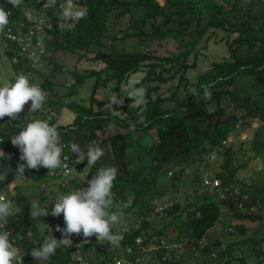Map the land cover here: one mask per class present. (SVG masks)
Segmentation results:
<instances>
[{
	"label": "trees",
	"instance_id": "obj_1",
	"mask_svg": "<svg viewBox=\"0 0 264 264\" xmlns=\"http://www.w3.org/2000/svg\"><path fill=\"white\" fill-rule=\"evenodd\" d=\"M73 1L81 7L82 15L71 24L66 23L69 8L65 0H53L52 12L48 6L39 8L44 0L0 2L8 10L0 13V34L9 61L14 42L4 37L2 30L5 26L15 27L18 22H23V29L29 23L24 13L29 11L50 23L45 29L46 48L78 53L100 63L98 67L78 69L48 59L51 69L72 77L71 83L63 84V92L53 91L44 77V85L31 87L37 96V110L29 117L12 119L0 112V187L12 190L0 206V215L23 251V264H40V258L33 253L35 249L42 251L45 258L42 264L76 261L71 257L73 246L68 238L79 241V251L85 260L114 264V252L107 244L92 243L95 233L90 228L97 218L116 211L130 213L135 222L119 230V247L132 243L135 235L141 237L140 243L146 247L138 252V261H132L130 255V262L124 264H205L210 260L220 264L225 257L227 263L233 258L244 262L242 255L231 253L239 240L247 242L264 260V220L261 231L253 235H245L246 228L234 224L228 230L239 237L223 244L221 249V242L206 234L222 211L238 219L264 217L258 212L259 207L258 211L251 209L264 199V178L245 181L237 174L247 160L264 157V12L253 13L252 0L244 7L242 0ZM131 5L142 16L123 29L114 30L109 14L117 8L129 13ZM60 7H64V15L55 18L53 15ZM127 37L149 39L158 47L171 41L173 48L159 53L154 47L129 50L113 45L117 38ZM209 42L218 46L222 54L202 67L197 66L190 81L188 69L198 64L197 59L205 55L203 49ZM29 60L23 55L16 62L10 61L15 74L34 70ZM137 72L139 76L134 78ZM86 77H93L87 103L80 97H72ZM109 83L110 93L102 99L95 96L97 86ZM53 96L58 100L52 99ZM114 96L120 97L118 102L113 101ZM223 97L233 111H225L221 104ZM105 104L110 109L95 108ZM63 106L73 112V117L58 123L57 115ZM252 120L257 122L250 135L239 138V131ZM109 123L121 130L103 135ZM31 128L57 133L71 165L74 159L88 158L84 162L85 179L72 174L60 185L57 175H48L44 161L32 155ZM149 131H153L150 134L153 141L145 145L140 137ZM227 137L231 140L226 141ZM245 151L248 153L244 160H234ZM211 152L221 156L213 174L220 179L222 195L214 189L198 192V186L204 185L195 173L190 179L193 192L185 194L182 200L173 194L170 204L164 207L163 223L160 226L151 223L152 214L159 212L154 211L152 201L156 182L166 180L169 190L175 193L184 169L196 161L207 162L205 155ZM49 164L56 169L55 162ZM81 164L78 162L77 166ZM17 172H28L40 183L48 177L55 178L58 197L71 216L78 203L89 200L96 211L92 215L83 212L87 218L84 231L72 236L70 227L65 239L54 237L45 228L39 231L34 224L37 213L30 206L31 200L15 184L9 186ZM237 185L238 189L232 190ZM67 194L71 200L64 203ZM9 201L13 207H9ZM40 214L45 218L42 211ZM85 233L89 234L88 239L84 238ZM202 237L205 242L199 245ZM160 239L165 241L164 246L154 248ZM178 242L179 245H172ZM183 252L187 253L185 258L181 257ZM120 255L126 256L122 250L116 256ZM0 264H11L10 254L2 247Z\"/></svg>",
	"mask_w": 264,
	"mask_h": 264
},
{
	"label": "rangeland",
	"instance_id": "obj_2",
	"mask_svg": "<svg viewBox=\"0 0 264 264\" xmlns=\"http://www.w3.org/2000/svg\"><path fill=\"white\" fill-rule=\"evenodd\" d=\"M8 1V0H4ZM160 3H162V0H158ZM248 0H242L241 4L242 6L247 5ZM1 2V0H0ZM51 7V12L53 10V5L49 3L43 2L39 5V8L43 7ZM50 9V8H49ZM129 13L128 12H121V8H117L114 10V12L109 14V19L112 21V28L114 30L120 28L123 29L125 25L129 22L138 21L139 18L142 16L139 9L135 8L134 6H129ZM64 7H60L57 11L54 13L55 18H62L64 15ZM251 11L255 14L264 12V0H252V7ZM129 15L131 16L129 19ZM113 16L115 17L113 19ZM52 17V16H51ZM53 18V17H52ZM105 45H108V40H105ZM118 49H151L155 48L156 52L162 53L166 49H172V42L167 41L164 43L163 47H158L153 41L149 39H143V38H137V37H127V38H117L114 41L113 44ZM5 48V42L1 37L0 34V112L5 114L7 117H10L12 119H25L26 117H29L32 112H35L37 110V96L35 91L31 88H35L36 86H39L41 84H45L44 77L46 80L50 83V88L55 91L57 94H60L63 92V84L65 82V79L68 75L67 72H59L55 71L50 68V62L48 59L55 60L59 63H62L70 68L76 67V68H82V67H98L100 65L99 62L86 59L85 56H79L78 53H69L62 49H56L52 50L49 47H45V53L42 54L43 58L36 59V56H33L32 61V67L34 70L29 69L27 70L24 80L27 85V81H30V84L25 87V92L22 93L20 91H17L14 87V83L16 80V74L15 69H13L9 57L4 51ZM205 55H199L198 64L192 69H188V78L189 80H193L195 76V68L202 67L205 64L208 63V60L211 58L221 55L222 51L218 46L213 45L212 43H207L206 47L203 49ZM244 50L243 48L240 49V52L242 53ZM139 76V73L137 72L134 74V78H137ZM93 77H86L83 81V84H81L77 89V94L72 95V97H80L79 99L83 100L87 103V97L90 92L91 88V81ZM110 83L99 85L96 87L94 94L99 99L104 98V96L108 93H110ZM43 91V89H40ZM48 91V90H47ZM36 97V99H35ZM45 99V96L42 97ZM52 99H56L55 96L52 97ZM114 102H118L120 97L114 96L113 98ZM131 102V101H130ZM222 105H224V109L227 112L233 111L231 105L228 103V99L226 97L222 98ZM96 109H110L109 105H96ZM73 112L68 109L66 106H63L57 117L58 123H64L68 120H71L73 117ZM256 120H252L249 125H245L243 130H240L238 133L239 138L244 139L246 136H249L252 132V128L256 125ZM119 131L121 130L119 126L109 123L108 127L105 128L103 135L106 133H110L113 131ZM153 133V131H149L148 133L142 134L140 137V141L143 142L145 145H148L153 141V139H150V134ZM238 141L236 140L234 143V147L237 148ZM246 149V148H245ZM248 151H245L243 154L237 155L236 158H234L235 161H242L246 158ZM221 159V156L219 153L212 152L208 158L206 159L207 162H194L191 165L187 166L184 169V175L181 178V181L179 185L177 186V191L175 193H172L171 190H169V184L166 180L164 182H156V188L154 191H156L155 196L153 198V206L154 211H159L157 214H152V222L155 225L160 226L164 221V207L168 206L170 202L172 201L173 194L178 198V200H182L183 196L185 194H191L193 192V187L190 182L191 177L193 174H201L204 172L205 174H213V170L215 171L218 168L219 161ZM87 162L88 158H80V159H74L73 163L70 168V172L68 175H76L77 178H80L81 180H84V173L86 171V167H80L77 166L78 162ZM25 170L27 168H24ZM171 170H173V167H170ZM203 173V175H204ZM237 174L244 179L245 181H253V180H261L264 178V157L256 156L253 159L247 160L244 166L239 168L237 171ZM44 179L41 180L44 183V186L40 185V181L38 179L32 178L28 172H17L14 174L12 183L10 185L15 184L19 191L26 194L30 201V206L32 207L33 211L37 213L34 224L36 228L39 231H42L45 227L46 221L48 218H51L53 216H57L60 213L59 209H54L55 207H52L51 203L53 198H59V194L57 193L59 190V187L57 186V181L55 178L52 180ZM67 179L68 176H67ZM204 186L199 185L197 188L198 192H209L211 189L206 185ZM6 193L9 195L10 187L8 188ZM238 189V187H237ZM233 190V189H232ZM40 196H43L44 200L40 198ZM190 197V196H189ZM87 203H90L89 200L83 201L78 203L75 206V213L72 215L71 220V229L73 230L72 236L79 234L81 231H84L86 226L87 218L84 217V211H88ZM91 204V203H90ZM9 207H13L12 201H9L8 203ZM60 206H62V202L60 201ZM52 207V208H51ZM260 208L259 211L256 210L257 208ZM92 208L95 210V207L92 206ZM252 211H258L260 214L264 215V199L259 202V204L256 205V207L251 208ZM45 215V218L42 217L40 212ZM69 213V212H68ZM80 213H82V216H80ZM95 213V212H94ZM93 213V214H94ZM92 215V214H90ZM263 220L264 217H260L254 220H250L247 218L238 219L232 216V214L228 211H222L220 216L218 217L215 225L208 229L206 234L212 236H215L218 241L221 242V245L219 249L222 248V245L227 243L230 240H234L238 238L239 236H235L232 231H229L228 229L230 227H233L234 224H241L246 228L245 235H253L257 234L261 231L263 226ZM128 225H135V222H133V217L130 213H124L122 211H116L113 213L106 214L104 216H101L97 218L96 221H94L91 224L90 230L92 233H95L94 239L95 241L92 242L94 244H107L109 248L112 249L114 252V255H119L121 253V248L118 245V232L119 230L126 229ZM168 234L171 236V229L170 227L167 228ZM167 239H169V237ZM84 238L88 239L89 234L85 233ZM91 242V241H90ZM262 247H264V243H262ZM86 252V251H84ZM102 253V252H101ZM231 253L235 256L242 255L243 261L240 262L237 258H233L229 263H227V257L222 258L220 260V264H264V260L260 259L259 255H256L253 252V248L249 246L247 242H239L232 246ZM187 253L183 252L181 253V257L185 258ZM216 255V254H215ZM218 256V255H217ZM75 259V258H73ZM140 259V255L136 257V260ZM40 264L45 261V258L40 259ZM89 264H98L96 261L89 262ZM67 264H81L79 260L67 263ZM205 264H218L215 261H208Z\"/></svg>",
	"mask_w": 264,
	"mask_h": 264
},
{
	"label": "built area",
	"instance_id": "obj_3",
	"mask_svg": "<svg viewBox=\"0 0 264 264\" xmlns=\"http://www.w3.org/2000/svg\"><path fill=\"white\" fill-rule=\"evenodd\" d=\"M53 0H44L45 3H51ZM66 6L69 8V11L66 16V23L71 24L74 22L79 16L82 15V9L78 6L73 0H65ZM5 12L7 13L8 10L2 4L0 5V13ZM25 16L29 20V23L21 29V25L23 22H18L15 27L5 26L2 30V35L7 39L14 42V49L10 47L13 51L10 56L11 62H16L19 57L25 55L29 57V64L32 66V59L33 56H36V59H40L41 55L45 53V41L44 38L48 36L46 33V28L49 27V22L46 18L38 17L36 15L31 14L29 11H25ZM44 52V53H43ZM25 74L21 71L16 73V80L14 83V87L17 91L22 93L25 92ZM72 82V77L67 76L65 79L64 84H69ZM31 138H32V155L38 158L40 161H51L52 163H56V169L49 167L47 170L48 175H57L60 185H63L64 180L68 176L71 168V161L68 157V154L64 151V143L60 139L57 133L51 130H38L37 128H31ZM231 138L227 137L226 141H230ZM225 142V141H223ZM1 153V151H0ZM212 153V152H211ZM205 155L206 160L208 156L211 154ZM216 153V152H214ZM93 156H97V153H94ZM50 162V163H51ZM170 171H168L169 173ZM204 173V172H203ZM200 175V180L202 184H206L210 189H214L218 192V195H222V191L220 189L219 183L220 179L215 176L214 174H205ZM41 186H44V183H40ZM237 186L233 187V190H237ZM224 190L226 187L223 188ZM6 199V189L0 187V206L3 201ZM71 200V195L67 194L65 196L64 203H68ZM52 207L54 209H59L61 214L57 216H53L49 218L45 224V229L52 233L54 237L58 239H65L67 236L68 230L71 226L72 216L68 213L67 209L65 208L64 204L60 206V199L53 198ZM88 206V214H93L95 211L92 206L87 203ZM68 242H70L73 246L71 257L75 258V260H79L81 264H88V262L83 258L80 253L79 249V241L75 238H68ZM141 237L139 235H135L133 238V242L131 243H124L121 247V250L126 255H120L113 257L114 264H124L126 262H130L129 256L133 255L132 261L136 260L138 256V252L146 249L141 243ZM205 239L202 237L199 239V245L204 244ZM165 241L160 239L158 243L154 244V248H159L164 246ZM173 246L179 245L178 243H173ZM0 247L7 250L11 257V264H23V251L15 242V238L10 234V229L7 227L4 219L0 215ZM34 255L40 259H43V254L40 249L34 250Z\"/></svg>",
	"mask_w": 264,
	"mask_h": 264
},
{
	"label": "crops",
	"instance_id": "obj_4",
	"mask_svg": "<svg viewBox=\"0 0 264 264\" xmlns=\"http://www.w3.org/2000/svg\"><path fill=\"white\" fill-rule=\"evenodd\" d=\"M44 163L47 165V167L49 168V166H51L49 163H50V161H47V160H44ZM85 167L86 166V163H84V161H82V164L80 165V167ZM48 168H47V170H48ZM49 179L48 180H52L53 178H50V177H48ZM9 186H10V184H9ZM47 222V221H46ZM45 228V227H44ZM46 230V229H45ZM47 231V230H46Z\"/></svg>",
	"mask_w": 264,
	"mask_h": 264
},
{
	"label": "clouds",
	"instance_id": "obj_5",
	"mask_svg": "<svg viewBox=\"0 0 264 264\" xmlns=\"http://www.w3.org/2000/svg\"><path fill=\"white\" fill-rule=\"evenodd\" d=\"M8 190V188L6 189V191ZM49 219V218H48ZM87 261V260H86ZM89 264V263H88Z\"/></svg>",
	"mask_w": 264,
	"mask_h": 264
}]
</instances>
